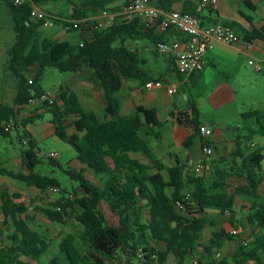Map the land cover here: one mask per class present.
Instances as JSON below:
<instances>
[{
    "label": "trees",
    "instance_id": "trees-1",
    "mask_svg": "<svg viewBox=\"0 0 264 264\" xmlns=\"http://www.w3.org/2000/svg\"><path fill=\"white\" fill-rule=\"evenodd\" d=\"M1 1L12 14L16 33L15 44L9 50L8 70L17 81V93L12 105L0 102V141L9 138L12 130H19L16 120L19 107L29 105L32 99L47 94L37 87V82L47 68H55L61 73H89L90 82L104 90V121H100L94 112L84 110L78 96L70 93L66 87L59 89L58 101L44 103V108L52 115L56 137L74 148L81 165L79 170L69 169L66 172L79 183V189L84 191L82 196L75 192L70 195L71 198L64 196L53 206L36 208L51 222H62L68 213L71 216L73 214L81 227L77 235L68 234L59 245L67 264H165L169 256H174L177 264H186L194 259L197 264H246L247 261L264 264L261 260L264 255V197L257 191L264 181V146L246 157L241 155L244 161L238 176L246 178L248 186L236 187L232 193L228 191L226 182L231 174L224 170L209 171L208 177L206 172L199 175L195 170L185 171L183 166H177L168 169V182L162 175L164 165L159 160L149 166L131 156L137 152L153 156L150 144L141 136L144 127L143 107L139 106L131 114L123 115L118 97L125 81L150 82L154 79L151 72L144 68L145 62L134 46L144 38L155 45L169 42L168 32L177 31L170 28L158 35L156 28L147 29L139 18L118 17L113 26L95 32L92 38L87 39L79 34L77 43L60 41L43 37L40 31L44 20L33 18L32 12L35 6L62 0H25L20 5H16L15 0ZM114 1L77 0L72 3L68 0V3L73 5L72 19L81 21L108 9L107 6ZM173 2L159 0L157 7L172 11ZM53 20L62 23L69 31L78 33L70 21ZM228 26L235 30L233 26ZM179 34L183 40L184 35ZM243 39L248 43L264 41V26L261 29L253 28ZM82 41L83 46L80 45ZM171 61L175 66L172 58ZM36 65L39 69L34 79L25 77L24 71ZM177 73L181 79L185 78ZM201 76L202 72L192 75L183 88L184 92L189 93L188 122L193 129L185 143L186 147L200 136V127L203 126L194 97ZM153 116V124L159 126L155 113ZM242 117L245 121L254 120L258 126L255 131L248 129L245 140H250L253 135L264 137V111L251 110L243 113ZM35 119L29 117L22 122L21 127H27ZM68 119L74 120L76 133L73 135L67 133ZM244 137L240 136V139ZM21 139L29 147L22 155L26 172L0 168V175L34 187L42 193L52 188L60 189L57 179L35 172L42 160L35 151L37 144L30 132L24 130ZM245 151L247 148L241 150ZM241 156L233 154L234 159ZM87 171H91L101 185L88 180ZM169 187L174 190L171 196L167 193ZM186 191L190 193L189 199L185 198ZM237 196L252 198L253 212L248 221L258 222L263 233L246 245L240 242L231 259L213 257V246L228 237L225 232L215 233L213 237L216 241L204 248L209 257L199 260L198 241L208 224L203 216L208 210L229 212L232 216ZM20 198L21 194L18 193L6 192L1 196L4 220L0 228V264H28L22 260L25 257L37 260L40 264H62L57 256L45 263L41 262L50 244L29 226L28 217L22 218L28 209L24 203L17 202ZM103 201L117 217L116 226L110 223L101 210ZM177 201H183L184 210L176 208ZM188 215L202 217L189 218ZM228 238H232V235Z\"/></svg>",
    "mask_w": 264,
    "mask_h": 264
},
{
    "label": "crops",
    "instance_id": "crops-1",
    "mask_svg": "<svg viewBox=\"0 0 264 264\" xmlns=\"http://www.w3.org/2000/svg\"><path fill=\"white\" fill-rule=\"evenodd\" d=\"M20 1L23 2L22 0ZM62 1L48 2L41 7L35 6L33 11L41 15L51 16L55 20L72 21L73 5L68 3L69 5H66V8L64 5L59 4V2ZM69 1L72 3L77 2V0ZM150 2L152 5L158 6L159 0H150ZM0 3L3 2L0 0ZM126 4L127 0H116L108 5L107 8L119 13ZM171 10L194 15L205 26L216 23L231 25L242 37H245V34L251 32L253 28L261 29L264 26V0H218L215 10L204 7L202 0H174ZM155 32L158 35L163 34L158 30ZM40 33L43 37H51L60 41L67 40L72 43H77L80 36L79 33L76 34L75 32L69 31L62 23H56L54 20L51 26H43ZM167 39L169 41H178L182 40V36L177 32L169 31ZM183 41L184 38L180 42ZM134 49L145 62L144 68L151 72L150 74L154 79L150 82H140L136 80L125 81L124 87L118 93V97L120 100L121 113L123 115L131 114L139 106L143 107L142 120L144 127L141 130V136L150 144L153 156L145 155L142 152L132 153L131 156L149 166H153L155 161L159 160L164 165L162 175L168 182L170 181L168 169L183 166L185 171H192L194 170L195 164L202 163L205 166V172L208 177L210 176L209 171L216 169L224 170L227 174H231V176H228L226 179L228 191L230 193H232L231 188L235 190V188L239 186L247 187V179L244 177L239 178L238 176V172L241 171V166L244 161V157L241 155L246 157L260 146H264V141L258 142L254 140L255 136L260 135H253L250 140H245V137L248 136V129L250 128L255 131L258 130V126L254 120L247 121L244 124L239 122V117L243 119L242 114L245 112L241 111V106L238 105L240 90H238L235 82L240 79L243 72H245L246 65L253 59L259 61L263 69L264 41L255 40L252 43L243 41L234 45L215 43L214 47L205 55V68L202 71L199 87L194 91V97L200 111L202 125L208 126L212 130L211 137L207 139L213 147V154L210 157L204 156L202 148L205 139L201 135H198L191 145L185 146L188 138L193 133V129L188 122L190 118L188 117V114L190 116V109L188 107L189 93L183 91L184 86L189 83V79H181L171 58L166 55H161L158 52L156 53V45L149 39L144 38L143 40H138ZM9 50L10 48H8L6 52L8 55ZM158 56L164 59L166 67H157L153 69L148 67V60L154 59L157 61ZM38 69V65L28 68L27 72L33 71L31 72L33 73V77L28 79H34ZM70 74H72L70 83L61 87H66L70 93L76 94L84 110L94 112L100 121H104L106 99L103 88L90 82L89 73ZM155 82H161L162 86L147 87V84ZM2 83L3 82H0V90H2ZM169 88H176L177 92L170 94L168 92ZM50 97L58 101L59 91L55 96ZM35 111H37V113H35ZM46 113H49L48 110L40 104H29L19 107L16 116L17 126L19 128L22 122L29 117H36L32 124L24 128L21 127L23 133L19 132L18 138L23 145H28L25 140L22 142L21 139L24 135V130L30 132L32 140L36 144L35 133L38 135L46 134L48 130L52 131L55 135V126L52 123V119L50 123H36L37 120ZM153 113H155L156 119L160 122L159 126L153 124ZM69 122L71 123V120ZM262 123L264 125V119ZM67 125L69 126V123H67L66 126ZM31 126L34 131L31 129ZM75 133L76 130L70 135ZM240 136L245 137L244 139H240ZM245 148H247V151L241 152V150ZM36 150L37 149H35V151ZM233 154H237L241 157L234 159ZM16 161V164H18L21 170L26 172L23 167L22 157ZM73 165L78 166L79 169L81 168L77 157ZM86 174H90V172L87 171ZM5 178L9 177L0 175L1 223H3L4 220L3 211L1 209V196L6 192L9 193ZM231 182L236 183V185L233 186L230 184ZM209 185H211V182ZM24 187L28 192L35 191L37 193L35 194V198H32L30 201L33 203H36L37 200L42 201L44 194L49 191L42 193L34 187ZM173 191V188L169 187L167 192L168 195L171 196ZM257 191L261 197H264V181L258 186ZM69 197L71 198L72 196ZM22 199L29 200V198L21 196L20 201L17 200L18 203H24L28 209L27 213L24 214L22 218L25 219L28 217L29 226L44 239L46 238V242L50 244L44 256L50 252L53 246L56 250H59L61 241L68 234H74L70 231L73 227L77 228L78 233L80 232L81 227L73 214L71 216L70 213H68L62 222H51L44 214L36 211L37 207L42 206H39L37 203L36 205H29L22 201ZM239 203L241 208L238 206ZM252 208V198L248 196H237L235 210L232 216L222 211L208 210L203 216L207 219L208 224L200 234L198 241L200 245L197 250L199 260H205L209 257L204 248L211 246L212 241H216L213 237L215 233L225 232L226 236L230 237L233 228L239 229V235L237 237H225L222 241H219L213 246L214 258L225 257L231 259L238 250L240 242L251 243L255 238L259 237L263 233V228L258 222L249 223L248 221L249 215L253 212ZM145 214H147V210ZM188 217L198 218L202 216L188 215ZM51 228L55 230L56 234L53 235ZM56 229L58 231H56ZM6 243L8 244L7 241ZM62 255L64 254L59 250L56 256L61 259L63 264ZM44 256L41 258L42 263L47 262L44 261ZM171 258L174 259L175 264L178 263L174 256H169L167 262ZM22 260L28 264H40L39 261L27 257L22 258ZM261 260L262 263H264V255L261 256ZM167 262L165 264H167ZM65 263L67 264L66 257ZM246 264L258 263L247 261Z\"/></svg>",
    "mask_w": 264,
    "mask_h": 264
},
{
    "label": "rangeland",
    "instance_id": "rangeland-1",
    "mask_svg": "<svg viewBox=\"0 0 264 264\" xmlns=\"http://www.w3.org/2000/svg\"><path fill=\"white\" fill-rule=\"evenodd\" d=\"M59 4L64 5L66 8V5H69L67 0L59 2ZM15 41L16 35L14 31L12 14L9 8L4 3H0V82H3L2 90H0V101L11 105L14 103L16 97L17 81L8 70L9 55L6 52L8 51V48H11L15 44ZM155 52L157 53V51ZM148 67H150L151 69L157 67L162 68L166 67V64L164 62V59L158 56L157 61L154 59L148 60ZM31 72L33 71H24V76L27 78L33 77V73ZM71 78L72 74L70 73H61L55 68H47L44 72L43 77L37 82V87L45 90L50 96H55L61 86H66L70 83ZM235 85L238 87V90H240L238 105L241 106V111H264V67L261 72H258L254 69L253 66L247 64L245 72H243L239 80H236ZM42 106L44 107V104ZM37 111H35V113H37ZM51 119L52 115L46 113L44 116L39 118L36 123H50ZM70 120L71 123L69 122ZM73 122L74 120L72 119H68L66 122V124L69 123V126L67 125L68 134H71L75 130ZM239 122L244 124L247 121L239 117ZM31 129L34 131L32 126ZM19 132L23 133L21 127L19 128V130H12L9 138H3L0 141V167L14 170L16 172L22 171L18 164H16V160L20 159L23 155V152L29 149L28 145H23V143L20 142L18 138ZM35 136L37 141L36 153L42 160V163L35 168V172L41 174L42 176L57 179L60 185V190H49L46 194H44V198L42 199V201L37 200L36 198V203L42 207H50L53 206L56 201L62 199L64 196L69 197L75 192H77L79 196L83 195L84 191L79 189V183L77 181H74L66 172L69 169L79 170L78 166L73 165V162L76 161L77 157L74 148L56 137L52 131L47 130L46 134L39 135L35 133ZM254 140L263 142L264 138L260 135L255 136ZM52 153L57 154V157L53 160L50 158V155ZM89 172L90 174H86L87 179L101 185L95 175L91 171ZM5 182H7L8 184V191L10 194L18 193L21 194L22 197L26 196V198H29V200L22 199V201L28 203L29 205H36V203L30 202L32 198H35V194H37L35 191H26L24 189V186H26L25 184L15 181L10 177L5 178ZM230 184H232L233 186L236 185V183L232 182ZM231 191L233 192L234 188H231ZM18 200L20 201V199ZM238 206L241 208L240 203L238 204ZM100 208L104 212L110 223L116 226L118 224V219L114 215V213L111 212L109 205L103 201L101 202ZM51 230L53 235L56 234L53 228H51ZM56 231L58 230L56 229ZM70 231H72V233H74L75 235H77L78 233V230L75 227H73ZM58 252L59 250H56L54 246L51 247L50 252L46 256H44V261H48L49 259L55 257L56 255H58ZM62 260L63 264H66L64 255H62ZM133 262L135 263L136 260H133ZM194 262L195 259L187 262L186 264H194ZM121 264L126 263L124 262ZM167 264H175L174 259L171 258L167 262Z\"/></svg>",
    "mask_w": 264,
    "mask_h": 264
},
{
    "label": "built area",
    "instance_id": "built-area-1",
    "mask_svg": "<svg viewBox=\"0 0 264 264\" xmlns=\"http://www.w3.org/2000/svg\"><path fill=\"white\" fill-rule=\"evenodd\" d=\"M20 0H15L16 5H20ZM204 7L215 10L218 0H202ZM33 18L37 20H44V27H49L53 23V18L47 15H41L32 12ZM118 17H136L139 18L147 29L156 28L161 33L167 32L170 28L184 35L185 40L160 42L156 45V51L161 55H166L174 60L177 71L185 78H190L192 75L202 72L205 68V55L214 47L215 43H224L227 45H234L244 41L243 37L238 34L232 27L216 23L205 26L196 16L182 13L179 11H166L151 4L150 0H127V4L119 13L113 12L109 9L101 11L98 15L87 18L81 21L72 20L70 23L78 29V33L87 39L92 38L95 32L110 28L115 24ZM84 42L80 43L83 46ZM251 66L258 72L262 71L261 63L255 59L249 62ZM32 83V81H30ZM161 87V82L149 83L147 87ZM168 92L174 94L177 92L176 88H169ZM48 102L53 104L55 100L48 94L42 95L38 99H32L31 105ZM200 135L205 139L203 143L204 156L210 157L213 154V147L208 142L212 135V130L208 126L200 127ZM57 154L52 153L50 158L54 159ZM194 170L197 174L205 173V166L202 163L194 165ZM53 191H58L57 188H52ZM185 198H190V193L186 191ZM176 208L180 211L184 210L183 201H177ZM230 215L229 212H226ZM2 223L0 222V228ZM231 235L237 237L239 229L233 228ZM244 245L247 242H242ZM141 257V255H140ZM197 264V261L194 262Z\"/></svg>",
    "mask_w": 264,
    "mask_h": 264
}]
</instances>
